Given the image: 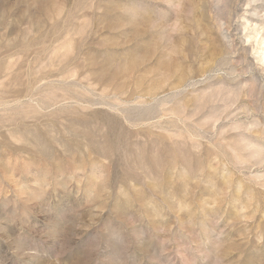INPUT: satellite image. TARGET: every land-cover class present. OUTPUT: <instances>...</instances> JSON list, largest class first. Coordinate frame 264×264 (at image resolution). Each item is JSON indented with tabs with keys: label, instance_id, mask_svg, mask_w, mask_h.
<instances>
[{
	"label": "rangeland",
	"instance_id": "rangeland-1",
	"mask_svg": "<svg viewBox=\"0 0 264 264\" xmlns=\"http://www.w3.org/2000/svg\"><path fill=\"white\" fill-rule=\"evenodd\" d=\"M0 264H264V0H0Z\"/></svg>",
	"mask_w": 264,
	"mask_h": 264
}]
</instances>
